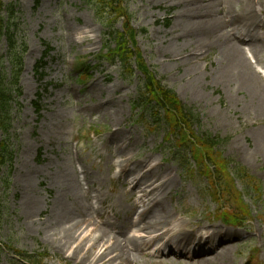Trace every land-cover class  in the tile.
<instances>
[{
    "label": "rangeland",
    "instance_id": "1",
    "mask_svg": "<svg viewBox=\"0 0 264 264\" xmlns=\"http://www.w3.org/2000/svg\"><path fill=\"white\" fill-rule=\"evenodd\" d=\"M194 1L198 10L190 9ZM224 1L221 0L222 5L217 8L214 0H202V3L200 0H127L125 7L133 15L127 25L138 31L137 45L158 79L201 118L202 123L195 130L227 140L220 150L225 159L232 161L231 169L236 165L245 168L256 180L255 185L260 186L257 194L250 185L236 180V188L244 195L252 218L245 230L234 229L232 233L242 238L246 231H251L261 238L230 247L226 264H264V154L261 145L264 110L258 109V96L251 88L225 83L220 74L221 45L214 35L217 33L197 29L194 30L197 33L183 34L184 29L193 31L198 28L197 22L207 19L212 21L210 26L215 31H221L219 22H223ZM3 2L16 7L19 28L15 34L19 44L23 40L28 45L29 52L20 83L24 94L19 102L23 109L18 111L14 107L9 132L15 161L9 174V186L0 185V264L19 262L12 249L32 255L46 254L42 264H91L81 258L86 252L93 258L90 238L82 243L81 254H73L79 242L72 249L61 245L64 235L59 234L61 226L53 212V199L62 185L70 184L77 190V196H71V204L77 207V197L84 199L85 213L93 212L98 222L104 213L118 228L116 231L125 232L123 236L133 235L136 230H127L135 217L131 213V202L125 197L130 191L127 179L132 180L140 171L146 172V164L155 169L151 178L142 183L155 179L168 183L167 188L158 193L164 195V198L160 196L163 204L171 210L168 229L175 231L184 225L186 230L224 231L226 227L213 219V216L216 219L218 205L208 192L209 184L201 178L190 177L191 173L179 164V159L172 158L164 142L167 131L155 133L138 120L132 102L137 99L143 76L137 67H133L134 77L126 79L118 68L97 62L104 37L111 31L103 24L105 17H99L92 6L81 0H41L38 8L34 7L35 0ZM253 2L261 6L256 24L244 21L232 27L242 33L239 37L244 41L249 39L245 34L256 40L264 31V0ZM123 24L119 20L114 29L124 31ZM222 26L224 28L223 23ZM141 30H146L147 34ZM255 42L249 45L245 42L241 50L248 64L251 62L257 71H264V40L257 51ZM46 44L54 48L46 60L48 87L40 84L34 73L35 63ZM0 48L5 57L4 71L10 74L14 57L6 39ZM245 52L248 57L253 53V61ZM80 64L93 68L86 81L80 78L84 75L80 73L86 70H78ZM38 92L44 94L40 113H36L33 106ZM123 167L134 172L119 176ZM7 173L5 169L4 176ZM77 177H81L83 185ZM135 193L133 200H136ZM224 201L226 207L235 209L231 196ZM141 205L144 207L139 208L138 213L147 203L141 202ZM93 229L91 225L89 230H83L81 239ZM96 235L95 232L90 236ZM143 244L144 241L138 246ZM140 255L134 264H196L188 259L168 263Z\"/></svg>",
    "mask_w": 264,
    "mask_h": 264
},
{
    "label": "bare ground",
    "instance_id": "2",
    "mask_svg": "<svg viewBox=\"0 0 264 264\" xmlns=\"http://www.w3.org/2000/svg\"><path fill=\"white\" fill-rule=\"evenodd\" d=\"M193 3L194 4L190 6V9L198 10L196 7L197 3L195 1ZM200 3H202V0H200ZM214 4H217L218 8L221 7L222 2L221 0H219V2L218 0H214L213 5ZM223 5H225V9L223 10L221 19L224 28L222 23L219 22L221 31H215V28L210 26L212 21L207 19L205 21L197 22L196 25H198V28L192 29L193 31L184 29L183 34L197 33L194 31L197 29H199V31L205 30V32L210 31L217 33L214 35L218 37L217 40H219L221 45V56H218L220 62V74H222L225 83L238 88L242 86L251 88L258 96V109L264 110V95L262 92L263 89L260 85V77L255 68L251 64H248L245 56H243L244 54L241 50V45L245 42L238 37V30L231 28L236 23H243L244 21L256 24V18L260 15L259 9L261 6L260 4L255 6L253 0H225ZM207 27L212 28L208 29ZM202 43L203 42L199 44V47ZM262 43L263 42H255L254 47L256 51L257 49L260 50V48H262ZM203 47L206 48L207 46L203 45ZM194 54L197 55L196 53ZM262 137L261 145L264 154V134ZM154 169V167H150L147 173L141 175V178L133 188L141 189L144 198L153 197L154 199L151 201L150 207L144 212V214L139 215L138 221L136 223H131L132 229L130 230L136 229L138 232L145 234L143 235V238L137 236L123 238L115 236V228L108 222V217L106 215H103L105 221L100 223L93 218V212L85 213L83 211L85 208L84 199L80 200L77 197L76 203L78 208L70 203L72 199L71 196H73V194L76 195L75 193H77V190L70 184H68L69 186H66L65 184L61 186L58 194L53 199V212L56 215L57 224L61 226L59 234L64 235V240L61 241V245L64 248L72 249L74 244L79 242V246L73 250V254H81L83 249L82 243L90 238L91 240H89L93 244L89 250H91L93 258L91 259V256H88L86 252L83 253L81 257L82 260L87 259L91 264H134L135 259H137V256L139 255L137 251L139 241H145V238L149 239L152 235H155L154 237L157 238H159L157 235H165L164 232L168 228V222L172 217L168 205L165 206L163 204L162 198H164V195L161 194V198L158 194L160 190L167 188V182L162 179H155L149 181L146 186L141 187L142 181L148 179ZM132 172H134L133 169L128 171L126 167L122 168V174L128 175ZM132 206L134 209L135 207H138V204L135 203ZM91 225L94 227V231H92V233L88 231L89 235H86L81 239L84 234H81V232L83 230H89V226ZM95 232L97 233L96 236H90ZM179 233L182 234L183 230ZM218 234L220 235V232ZM77 235L79 239H76ZM151 239L150 242L152 241ZM189 240V235L185 234V242L188 243ZM208 241L209 238L206 240V243H208ZM170 243L177 245L179 241L171 240ZM229 243L230 241L226 243L221 242V245L217 249V251L221 249V253L219 254L217 252V255L213 253L212 256H216L213 261L207 259V255L201 256V254H199L197 258H201L200 261L202 264H214L213 262H216V264H226L227 260H229Z\"/></svg>",
    "mask_w": 264,
    "mask_h": 264
},
{
    "label": "trees",
    "instance_id": "3",
    "mask_svg": "<svg viewBox=\"0 0 264 264\" xmlns=\"http://www.w3.org/2000/svg\"><path fill=\"white\" fill-rule=\"evenodd\" d=\"M90 4H92L97 10L108 12L110 11L112 15L118 16V13L123 12V3L124 0H87ZM123 9V10H122ZM7 10L9 13V18H13L15 16V11L13 8H8L4 6L2 0H0V41L4 34L8 35L10 44L12 48L14 47L13 37L11 34V30L14 26H12V20L9 21L5 19L4 12ZM123 15V16H122ZM124 20L129 21V16L124 14H119ZM118 34V35H117ZM128 34L131 38H133V30L129 29ZM113 39L116 41L117 48L109 49L106 53L105 57L110 59L112 58L114 61L118 60L123 63L124 67H127L131 75H134V71L130 69V65L134 57H137V65L141 70L143 75H145L143 90L140 95L139 105H146L152 111L153 109L160 111L161 117L159 121L165 124L169 129L173 130L174 134L180 131V138H182V142H187L191 144V153L194 157L197 155L201 156V160L210 161L212 165L217 166L218 170L224 174L227 178L230 179L229 173V163L222 160L220 155L215 156L212 155L213 150L216 146H218L219 140L212 139L208 135H199L194 131V126L199 123V117L196 115L191 109L182 105L178 100L177 96L169 91L160 81H157L156 77L153 73L146 68L141 56L138 53H134L132 49L129 48V44L126 43V38L123 34L113 33ZM5 80L0 79V135L9 133L10 129V104L12 103L13 96L11 95V91L7 88ZM18 78L16 77L13 85L17 86ZM155 105H154V104ZM148 109V110H149ZM161 111L164 113L162 117ZM153 112V111H152ZM1 137V136H0ZM9 139L4 141H0V174L2 172V168L9 165L10 167L13 164V152L10 151ZM190 150V148L188 147ZM218 159V162L211 161L210 159ZM218 163V164H217ZM216 164V165H215ZM246 171L241 168L236 169V174L240 175V177L247 179ZM200 175H205L201 172ZM18 255L26 258L30 264H38L36 258L27 257L26 254L22 255L21 252L15 251Z\"/></svg>",
    "mask_w": 264,
    "mask_h": 264
}]
</instances>
